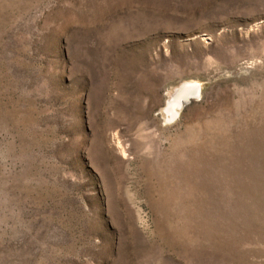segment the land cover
<instances>
[{
	"label": "rangeland",
	"instance_id": "374dc122",
	"mask_svg": "<svg viewBox=\"0 0 264 264\" xmlns=\"http://www.w3.org/2000/svg\"><path fill=\"white\" fill-rule=\"evenodd\" d=\"M0 264H264V0H0Z\"/></svg>",
	"mask_w": 264,
	"mask_h": 264
},
{
	"label": "bare ground",
	"instance_id": "6f19581e",
	"mask_svg": "<svg viewBox=\"0 0 264 264\" xmlns=\"http://www.w3.org/2000/svg\"><path fill=\"white\" fill-rule=\"evenodd\" d=\"M199 92L200 89L197 85L185 84L181 86V88L177 90L176 94H174L175 96L173 99L167 104L164 111L167 116V121L171 123L178 119L180 110L184 107L185 103L188 102L192 96L199 95Z\"/></svg>",
	"mask_w": 264,
	"mask_h": 264
}]
</instances>
